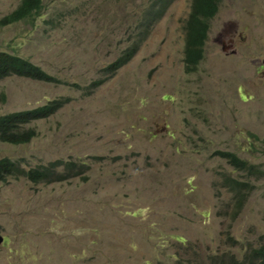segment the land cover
Listing matches in <instances>:
<instances>
[{
    "label": "rangeland",
    "instance_id": "rangeland-1",
    "mask_svg": "<svg viewBox=\"0 0 264 264\" xmlns=\"http://www.w3.org/2000/svg\"><path fill=\"white\" fill-rule=\"evenodd\" d=\"M155 2L42 0L37 15L0 27V51L61 82L0 80V115L69 99L28 124L37 132L28 143L0 140V158L85 167L49 185L0 181V264H212L264 234V179L218 154L264 168V0H217L192 72V0H172L149 24ZM20 3L0 0V19ZM142 39L110 76L108 65ZM225 176L255 185L235 216Z\"/></svg>",
    "mask_w": 264,
    "mask_h": 264
},
{
    "label": "trees",
    "instance_id": "trees-1",
    "mask_svg": "<svg viewBox=\"0 0 264 264\" xmlns=\"http://www.w3.org/2000/svg\"><path fill=\"white\" fill-rule=\"evenodd\" d=\"M147 14L148 22L156 23L167 10L172 0H156ZM42 7V0H21L20 5L11 14L0 19V27H6L13 23L27 20L38 14ZM217 0H192L191 12L184 27L186 34L185 61L188 71L196 70L197 65L204 58V46L208 38L210 20L217 12ZM145 36V35H144ZM143 39L134 42L119 58L108 65L110 76L120 67L128 63L141 48ZM10 77H21L42 83L60 84L56 76H52L41 70L40 67L21 58L14 53L0 51V80ZM105 80L96 81L92 86L95 88ZM69 102L67 98H59L49 101L45 105L0 115V140L12 144L28 143L37 135L34 128L28 126L35 120H45L55 115ZM224 159L238 171L245 173L250 179H264V168L240 158L231 152L219 151ZM84 164L79 160L66 161L59 159L37 167L25 169L19 160L10 157L0 158V181L7 182L11 178H25L32 184H52L64 182L81 176L84 173ZM84 181L88 178L83 177ZM224 187L232 193L233 207L238 214L247 203L251 190L255 186L250 180L244 181L239 178L225 176ZM258 244L252 243L245 252L236 254H222L213 258L212 264H264V234L260 235Z\"/></svg>",
    "mask_w": 264,
    "mask_h": 264
},
{
    "label": "water",
    "instance_id": "water-1",
    "mask_svg": "<svg viewBox=\"0 0 264 264\" xmlns=\"http://www.w3.org/2000/svg\"><path fill=\"white\" fill-rule=\"evenodd\" d=\"M4 242H5V237L2 234H0V252H1V247L4 244Z\"/></svg>",
    "mask_w": 264,
    "mask_h": 264
},
{
    "label": "clouds",
    "instance_id": "clouds-1",
    "mask_svg": "<svg viewBox=\"0 0 264 264\" xmlns=\"http://www.w3.org/2000/svg\"><path fill=\"white\" fill-rule=\"evenodd\" d=\"M215 17V16H214Z\"/></svg>",
    "mask_w": 264,
    "mask_h": 264
},
{
    "label": "flooded vegetation",
    "instance_id": "flooded-vegetation-1",
    "mask_svg": "<svg viewBox=\"0 0 264 264\" xmlns=\"http://www.w3.org/2000/svg\"><path fill=\"white\" fill-rule=\"evenodd\" d=\"M225 48V47H224Z\"/></svg>",
    "mask_w": 264,
    "mask_h": 264
}]
</instances>
